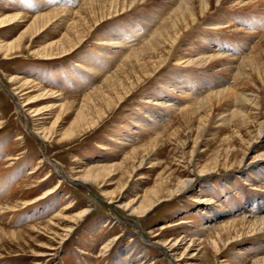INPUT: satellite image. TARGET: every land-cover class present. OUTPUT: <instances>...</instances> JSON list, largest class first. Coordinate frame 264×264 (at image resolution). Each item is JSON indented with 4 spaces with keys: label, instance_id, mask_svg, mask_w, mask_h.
Instances as JSON below:
<instances>
[{
    "label": "rangeland",
    "instance_id": "374dc122",
    "mask_svg": "<svg viewBox=\"0 0 264 264\" xmlns=\"http://www.w3.org/2000/svg\"><path fill=\"white\" fill-rule=\"evenodd\" d=\"M87 1L0 0V22L25 17L0 27V264H172L173 257L156 244L163 238L179 240L188 264H264V231L248 236L250 223L230 225L264 216L254 203L264 196V166L249 169L264 154V143L258 145L263 135L255 140L259 132L251 128L242 131V138L229 140L234 128L215 124L221 116L230 119L229 103L216 105L205 123L202 111L188 121L182 116L183 108L199 106L237 85L233 67L253 54L264 37V2L252 7L248 4L258 0H224L220 5L209 0L211 13L202 19L199 0H193L201 23L186 32L174 58L148 73L136 68L108 89L107 79L153 38L181 0H139L124 12L122 7L133 2L121 0L120 13L111 17L97 9L83 24L85 37L72 52L40 58L58 50L64 40L69 46L64 36ZM53 11L61 14L34 22ZM209 23L228 27L213 30ZM122 44V49L116 47ZM194 53L229 57L205 67L182 64L189 55L195 60ZM255 84L264 104L261 81L256 78ZM131 85L115 106L126 93L122 88ZM96 89L103 96L85 106L84 99ZM251 90L241 86L237 93ZM26 103L30 105L22 108ZM81 111L84 122L71 130ZM37 129L45 130L46 138ZM251 140L256 146L245 153ZM230 145L242 165L225 160ZM142 157L141 168L130 174ZM99 167L110 171H101L96 182L90 178L82 186L67 180ZM205 167L211 175L200 178ZM190 175L198 177L190 189L149 213L138 211ZM205 198L214 203L205 205ZM129 203L135 212L123 207ZM49 227L58 237L47 232ZM68 228V236L62 237ZM218 233L225 242L238 233L242 239L222 244L223 253L216 257L212 239ZM125 250H130L128 256L121 255Z\"/></svg>",
    "mask_w": 264,
    "mask_h": 264
},
{
    "label": "bare ground",
    "instance_id": "6f19581e",
    "mask_svg": "<svg viewBox=\"0 0 264 264\" xmlns=\"http://www.w3.org/2000/svg\"><path fill=\"white\" fill-rule=\"evenodd\" d=\"M96 1H98V0L87 1L80 8V10L75 13L77 15L76 16L77 18L74 19V22L69 26V30H68L67 34L64 36V39L66 37L69 38L66 40L68 44L70 42L69 46L68 47L66 46L65 40H64L61 44H59L60 47L58 50H55V49L48 50L47 52L42 54L40 56V58H43L45 60L56 59V58L64 57L68 53L72 52L76 48V46L82 42L83 38L85 37V34H83L84 33L83 29L85 26L83 24H85V25L87 24L89 16L90 17L95 16L97 9L103 8L104 9V12H103L104 15L103 16H105V17L106 16L111 17L112 15H116V14L120 13L121 9L119 8L118 3L121 0H102L101 3H98V4L96 3ZM130 1H132L133 3H131L129 6L122 7L123 12H124V10L127 9V7H131L132 5H134L139 0H130ZM223 1L224 0H216L218 5H220ZM263 2H264V0L252 1L248 5L253 7V6H256V3L259 4V3H263ZM177 4H176L178 6L177 10L172 14V16L170 18L167 19V21L163 24V26L159 30H156L157 33L155 32L156 34L153 36V38L151 40H149L147 42V44L142 47V49H140L136 52L133 51L131 55L128 54L130 56L127 55L128 57L126 58V61L125 62L123 61L124 64L119 68L120 70H118L117 74H113L110 78L107 79V83L105 85V88L109 89V86H113V85L115 86L116 83H114L113 81H118L119 83H123V79L118 80V78L119 77H124V79L128 78V75H130V72H134V70L136 68L143 70V71L148 73L151 71L152 68L154 70H156L164 62H166L167 60L169 61L171 58H174V54L176 53V50L179 47L180 41L185 36L186 32L190 31V29L193 28V25L196 22H197L196 24L201 23V22H199V19L196 18V16H195L196 13H194L195 8H193L194 7L193 6V0H181V2H179ZM236 5L238 6V3ZM240 6H241V4H240ZM210 10H211V8H210L209 0H199V14H200L199 17H201L202 19H205L206 18L205 16L210 12ZM59 11L64 13V15H66V16L69 15V13L65 10H59ZM59 11H57V13L56 12L54 13V11H53V13H51L47 16H43L42 18H37L34 22L38 23L39 20H43L42 22H44V20L47 21L48 18H51L52 16L55 17V16L61 14ZM24 18L25 17L20 18L18 16L9 17V18L6 17L5 19H3L0 22V27H3L8 23L17 22L18 20H21V19L24 20ZM189 21H191L192 24ZM209 25H210V28H213V30L223 29V28L228 27L227 25L223 27L222 25H219V23H209ZM36 31H39V30H36ZM71 33H74L73 37H71L72 36ZM203 40H205V38H203ZM106 43L107 42H105V44H103V45H105V46L110 45L109 44L110 42H108L107 44ZM113 46H115V44ZM122 46H123V44L122 45H116V47H121V49H122ZM211 54L212 55L205 54L204 56H198L197 54L194 53V55L197 57L195 60L192 57H190V55H189V56L185 57V61L182 62V64L187 65L188 67H205V65L208 66L209 64H213L214 62L219 61L220 59H223L225 57H229L226 55L223 56L221 54H217V55H215L213 53H211ZM263 58H264V37L261 38L260 41L258 42L257 49L253 54L250 53L248 56H246L244 58V61L242 63L240 62L241 63L240 65H238L237 67L236 66L233 67V70H234L233 72L236 73L235 74V76H236L235 80L237 82L236 83L237 85L233 89L221 90L220 92H217V93L213 94L212 96L207 97L202 102L200 101L201 103L199 106L193 105L192 107L190 106V107L183 108L182 109L183 110V113H182L183 118L186 120L187 119L189 120L190 117H192L194 115L199 116L201 113H204L207 116L205 115V117L201 118L200 121H202V123H205L207 121L206 119L211 116L212 111L215 110L216 105L219 106V105L229 103L228 107L233 108V110L229 114L230 119H226L225 116L224 117L221 116V118L216 120V123H215L220 128L221 127H225L227 129H233L234 128L232 135L229 138V140L234 141L236 136L242 138L243 137L241 134V133H243L242 131L246 130V132L249 133L251 128H255L257 130V133L259 132L255 140H258L262 135L264 137V104L261 103V99L259 98L258 94L256 93V90L258 89V87L255 84V79L257 78L258 80L261 81L262 88L264 90V61H263ZM233 61H240V60H233ZM180 62L181 61H178V63H180ZM226 64H227V62H226ZM225 67H227V66H225ZM229 68H231V67H229ZM12 81H15V78H12ZM114 86H113V88H114ZM132 86L133 85H131V87H130L131 89L129 87L128 88H126V87L122 88L121 87L122 91H124L126 93H124L123 96L119 97L118 102L115 103V106L120 101H122L124 99V97L128 94V92L130 90H132ZM241 86L242 87L252 86L254 90H251L250 93H248V92L247 93L246 92L237 93V91L239 89L241 90ZM102 93H103L102 89L94 90L93 94L91 96L84 99L86 102L85 106H87L89 104L88 102H90L91 98L97 99V98H100L101 96H103ZM26 94H24V95H26ZM100 94H102V95H100ZM263 98H264V96H263ZM214 100H216V102ZM29 105H30V103H26L24 106H22V108L28 107ZM109 106H111V104ZM162 106L163 107H170V105H165V104H162ZM200 111H202V112L199 114ZM39 114L36 113L34 116L37 117ZM44 119L45 118H42V120H44ZM39 120H41V119H39ZM84 120H85V114H84V111H81V112H79V114L77 116L76 123L74 125L75 127L73 126V128L71 130H75L76 128L81 127L80 125L82 122H84ZM94 123H88L86 125L87 126L93 125ZM83 126H85V124ZM203 132H205L204 127L201 129L199 136L195 140L196 144H198V139L202 136ZM37 133L40 134L43 138H46L47 133L45 132V130L42 131L40 129H37ZM262 140L263 141L259 142L258 145L264 143V138H262ZM253 141L251 140V143L248 145L249 147L247 148V151L245 153H247L249 151L250 147L254 148L256 146L257 141H254V142ZM230 147L231 148L228 149V154H226L227 156H225V158H226L225 160L234 161L231 163H234L235 166L236 165H238V166L242 165V163H244V160L241 159L239 161L238 158L240 157V155L238 154V151L235 149V147H232L231 145H230ZM193 153H196V151H194ZM244 156H245V154L243 153V158H244ZM231 157H232V159H231ZM255 158L257 159L256 162H258V163L252 164V166L249 167V169L253 168V166H255L257 164L259 166H264V154L263 153L259 154ZM144 159H145V157H142L141 161L139 162V164L137 166H134V165L131 166L130 174L134 173L136 169L141 168V166L143 165ZM146 159L149 160L148 157H146ZM109 169L110 168H100L99 167V168H97V170L94 169V170L89 171L87 173V176H85V177H75L74 179L67 178V177L66 178L68 181H70V183H72L73 181H76L80 185L85 186L86 182L88 183L90 178H91V182L92 181L96 182V180H97L96 176L100 175L101 171L106 172L108 170V172H109L110 171ZM93 175H94L95 179L92 180ZM198 175L200 176V178H206L207 176L209 177V175H211V173H210V170L207 167H205L203 169V171H199ZM196 179H198V177H196L194 175H190V177H187L183 180L180 179L178 184L176 185V187H174L172 190H169L166 195H164V196L160 195L159 196V194H156L155 199H151L148 204H141V206H139L140 208L138 209V211H140V213H142V214H146V213L151 212L159 203H162L163 201L166 202V199H172L175 196L180 195L183 192L190 189L191 185L195 182ZM127 183H128V181L123 186L122 191L126 188ZM201 201L205 205H211L214 203L211 200H208L206 198L201 200ZM256 202H258L257 209L259 208V212L260 213L264 212V196L261 197L259 199V201L256 200L254 203H256ZM123 207L125 209H127L128 211H134V212L136 211V209L133 208L131 203L126 204ZM79 216L81 217V215H79ZM79 216H77V217H79ZM219 216L220 215H218V216L216 215V218H218ZM68 219L70 221H74L75 217L74 218H68ZM238 222H240L242 224L250 223V225H252V227H250L251 230L248 231V234H247L248 236H253V235H255V233L257 234L258 232L264 231V216L263 217H257V218L255 217L251 220H249L248 217H244L239 221L231 222L230 225H235ZM53 226L54 227L56 226L55 223H53ZM46 229H47V232H50V233H52V235L58 237V234L53 230V227H49ZM69 232H70V228L64 229L62 237H67ZM153 235L156 238L161 237L160 234H153ZM241 239H242V234L238 233L234 238L229 237L228 240L225 242L223 240V238L220 236V234L218 233L217 238L212 239V247L216 252V257L222 255V253H223V249L221 248L222 244H223V247H225V245L227 243L231 244L234 241H238ZM178 241H179L178 239H175V240L171 239L170 240L167 238H163V239H158L156 244H157V246L164 249L166 255L173 257V258L175 257V259L171 258L172 264H179V262H180V264H188V263L184 262L183 254H181L179 251V249H180L179 247H180L181 243ZM187 249L188 248H186V250ZM129 252H130V250L121 251V255L128 256Z\"/></svg>",
    "mask_w": 264,
    "mask_h": 264
},
{
    "label": "water",
    "instance_id": "95a60500",
    "mask_svg": "<svg viewBox=\"0 0 264 264\" xmlns=\"http://www.w3.org/2000/svg\"><path fill=\"white\" fill-rule=\"evenodd\" d=\"M73 182H76V181H73Z\"/></svg>",
    "mask_w": 264,
    "mask_h": 264
}]
</instances>
